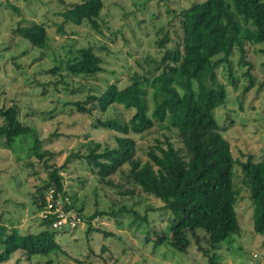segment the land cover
<instances>
[{"label": "rangeland", "instance_id": "rangeland-1", "mask_svg": "<svg viewBox=\"0 0 264 264\" xmlns=\"http://www.w3.org/2000/svg\"><path fill=\"white\" fill-rule=\"evenodd\" d=\"M79 1L0 0V105L17 107L19 120L31 127L39 141L37 153H53L41 159L32 154L33 136L16 137L11 149L0 146V233L11 229L19 234L42 230L37 212L47 173L43 165L61 166L69 153L85 155L89 142L114 146L116 133L93 126L95 120L127 119L132 112L113 105L104 112L78 113L72 103L100 92L107 83L124 85L129 73L147 66L146 58L158 59L180 35L178 12L202 0H102L98 31L85 22L64 23L62 31H58L59 13ZM29 21L44 25L48 36L46 50L31 46L12 32L18 24ZM164 32L169 40L159 48L155 42ZM85 46H91L99 57L101 70L89 77H71L64 70V62ZM245 47L246 65L239 63L236 51L230 57L233 81L227 80L221 66L216 69L225 97L213 115L232 157L244 161L250 155L257 161L264 160V43ZM53 67L56 70L52 73ZM249 79L250 88L244 90ZM131 137L135 154L142 160L146 159L148 148L162 144L164 137L178 144L169 128L156 124ZM60 175L65 191L72 196L73 210L82 217L79 216L81 223L70 232L56 233L58 250L29 257L15 252L0 264H38L46 259L51 264H206L193 238H189L184 254L155 243L154 238L164 230L168 217L158 209L161 203L156 198L141 193L120 194L121 188L100 183L81 156L70 158ZM111 179L123 188H131L118 171ZM242 181L240 167L235 163L232 182L237 190L234 209L239 231L218 247L217 261L264 264V235L253 231L248 190ZM123 205L145 215L146 221L132 222V213L121 212L114 216L100 214L86 222L93 212L116 211ZM148 206L156 210H146ZM199 246L206 247L202 241Z\"/></svg>", "mask_w": 264, "mask_h": 264}, {"label": "trees", "instance_id": "trees-1", "mask_svg": "<svg viewBox=\"0 0 264 264\" xmlns=\"http://www.w3.org/2000/svg\"><path fill=\"white\" fill-rule=\"evenodd\" d=\"M102 6V0H80L65 6L59 13L58 31H62L64 23L79 25L82 22L98 31ZM177 16L180 35L170 47L164 48L158 59L146 58L147 66L129 73L124 85L107 83L100 92L90 93L83 101L72 103L78 113L104 112L113 105L132 112L127 119L95 120L93 126L116 133L114 146L101 147L99 143L89 142L85 155L69 153L57 167L42 164L47 173L39 201L45 190L52 188L62 198L66 197L70 208L74 209L60 171L70 158L81 156L100 183L121 188L120 194L141 193L160 201L158 209L165 211L168 217L164 230L154 238L156 244L168 245L184 254L189 238H193L206 264H222L217 261L216 250L239 231L234 209L237 190L232 182L235 163L240 167L242 182L248 190L253 231L264 235V160L253 161L250 155L244 161L233 158L213 115V110L225 97L216 69L221 66L227 80L233 81L232 53L236 51L239 63L246 65L245 46L264 43V0H202L181 9ZM12 32L33 47L48 48V36L42 23L22 22ZM168 40L164 32L155 44L162 48ZM55 70L56 67L50 69L52 73ZM64 70L71 77L93 76L101 70L100 59L91 46L80 47L72 58L66 59ZM251 83L249 79L244 90L249 89ZM0 119L1 147L11 149L16 137L33 136L32 154L40 159L45 154L53 155L47 151L37 153L39 141L31 127L19 120L14 104L0 105ZM155 124L169 128L178 144L164 137L162 144L148 148L146 159L142 160L135 154L131 135H140ZM117 171L131 188L114 183L111 176ZM121 212L132 213V222L136 219L146 221L145 215H138L123 205L116 211L93 212L86 222L100 214L114 216ZM38 220L44 227L38 232L19 234L11 229L0 233V263L15 252L29 257L59 249L55 239L57 231L50 229L49 220ZM200 241L206 247L201 248ZM38 264H51V261L46 259Z\"/></svg>", "mask_w": 264, "mask_h": 264}, {"label": "built area", "instance_id": "built-area-1", "mask_svg": "<svg viewBox=\"0 0 264 264\" xmlns=\"http://www.w3.org/2000/svg\"><path fill=\"white\" fill-rule=\"evenodd\" d=\"M40 208L37 217L40 220H49V227L53 231L70 232L81 223L78 213L70 208V202L66 197H61L52 188H47L42 201L38 203Z\"/></svg>", "mask_w": 264, "mask_h": 264}, {"label": "crops", "instance_id": "crops-1", "mask_svg": "<svg viewBox=\"0 0 264 264\" xmlns=\"http://www.w3.org/2000/svg\"><path fill=\"white\" fill-rule=\"evenodd\" d=\"M20 253V252H19Z\"/></svg>", "mask_w": 264, "mask_h": 264}]
</instances>
